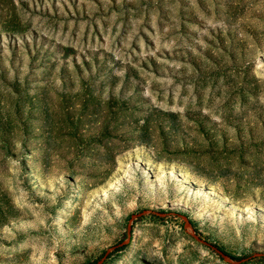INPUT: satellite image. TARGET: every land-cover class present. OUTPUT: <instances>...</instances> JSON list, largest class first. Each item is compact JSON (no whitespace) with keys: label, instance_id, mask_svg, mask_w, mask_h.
<instances>
[{"label":"rangeland","instance_id":"obj_1","mask_svg":"<svg viewBox=\"0 0 264 264\" xmlns=\"http://www.w3.org/2000/svg\"><path fill=\"white\" fill-rule=\"evenodd\" d=\"M257 254L264 0H0V264Z\"/></svg>","mask_w":264,"mask_h":264},{"label":"bare ground","instance_id":"obj_2","mask_svg":"<svg viewBox=\"0 0 264 264\" xmlns=\"http://www.w3.org/2000/svg\"><path fill=\"white\" fill-rule=\"evenodd\" d=\"M93 128L97 129L98 130V133H95L94 136H92L90 138V141H98L101 137V135L103 134L104 132V129L103 127H101V123H98V122H94V124L92 125Z\"/></svg>","mask_w":264,"mask_h":264},{"label":"water","instance_id":"obj_3","mask_svg":"<svg viewBox=\"0 0 264 264\" xmlns=\"http://www.w3.org/2000/svg\"><path fill=\"white\" fill-rule=\"evenodd\" d=\"M130 230H131V229H130ZM196 239H197L198 241L202 242V243H206L205 241H203L202 239H200V238H198V237H196ZM206 244H209V243H206ZM209 245H210V244H209ZM210 246H212V245H210ZM212 247H214V246H212ZM217 251H218L221 255H223L224 258H226L227 260H230L229 255L226 254L224 251H222V250H220V249H217ZM256 256H264V254H257ZM245 260H246V259H242V260H240L239 262H243V261H245Z\"/></svg>","mask_w":264,"mask_h":264},{"label":"trees","instance_id":"obj_4","mask_svg":"<svg viewBox=\"0 0 264 264\" xmlns=\"http://www.w3.org/2000/svg\"><path fill=\"white\" fill-rule=\"evenodd\" d=\"M120 249H122V248H120ZM120 249H117V250H120ZM219 249L222 250V251H224L226 254H228L229 256H231V257H233V258H236V259L240 258V257H237V256H235V255L229 253L228 251H225V250L222 249V248H219Z\"/></svg>","mask_w":264,"mask_h":264}]
</instances>
